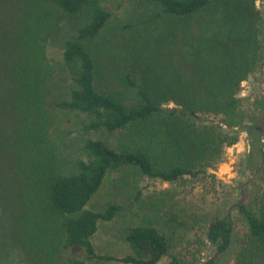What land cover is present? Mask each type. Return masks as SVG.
Returning a JSON list of instances; mask_svg holds the SVG:
<instances>
[{
    "label": "trees",
    "instance_id": "16d2710c",
    "mask_svg": "<svg viewBox=\"0 0 264 264\" xmlns=\"http://www.w3.org/2000/svg\"><path fill=\"white\" fill-rule=\"evenodd\" d=\"M138 1L124 20L112 18L106 0H0V264H157L164 256L167 264H264V188L231 204L240 236L225 209L207 220L215 257L171 252L176 236L150 220L126 228L128 253H96L99 223L122 206L87 204L111 173L214 186L209 169L236 143L235 128H245L246 164L264 179V111L240 95L264 66L257 0ZM79 18L62 50L73 84L54 97L46 47L63 20ZM51 106L86 113L84 128L107 136L86 139L67 174L50 135ZM188 214L170 210L165 221L186 227Z\"/></svg>",
    "mask_w": 264,
    "mask_h": 264
},
{
    "label": "rangeland",
    "instance_id": "374dc122",
    "mask_svg": "<svg viewBox=\"0 0 264 264\" xmlns=\"http://www.w3.org/2000/svg\"><path fill=\"white\" fill-rule=\"evenodd\" d=\"M140 2L138 0H106L105 4L112 11L113 19L118 17L125 20L134 8H139ZM257 7L264 18V0L259 2L257 0ZM83 22L84 20L80 18L63 20L46 47L47 55L56 69L55 80L52 83L54 97H62L72 87L73 82L62 59V50L65 40L72 36ZM240 95L246 98L245 107H250L252 104V107L258 109L261 105L259 109L264 111V66L259 68L254 78L241 83ZM51 109L54 122L50 135L61 155V171L68 173L73 170L76 160L83 157L86 139L91 137L105 139L106 135L104 131H90L84 128L89 120V116L84 112L64 111L57 107ZM233 135L237 136L236 143L225 149L221 161L214 169H209V172L216 176L214 186L206 181V186L203 182H195L183 187V185L169 184L145 177L136 171L109 174L99 191L90 199L87 207L101 209L109 201H115L121 204L122 210L114 219L99 223L98 230L92 239L96 253L114 256L128 253L129 246L124 239L126 228L131 224L150 220L156 222L161 231L166 232L168 236H176V240L174 239L176 247H172L171 252L184 253L188 248V250L197 251L195 253L201 258L217 256L214 246L209 245L205 237L204 227L207 220L225 209L235 224L234 236H240L244 227L231 204L235 203L238 197L245 196L249 202L258 189L264 188V179H254L251 167L249 168L246 164V154L250 149L248 131L245 128H235ZM108 139L112 140V137L108 136ZM263 156H261L260 164L264 162ZM182 207L184 211L190 213L184 218L188 226L174 229L165 221L166 212L178 211ZM230 259L231 253L219 260L226 262ZM168 260L169 257L164 256L157 264H167ZM96 262L97 264H126L101 258H97Z\"/></svg>",
    "mask_w": 264,
    "mask_h": 264
},
{
    "label": "water",
    "instance_id": "95a60500",
    "mask_svg": "<svg viewBox=\"0 0 264 264\" xmlns=\"http://www.w3.org/2000/svg\"><path fill=\"white\" fill-rule=\"evenodd\" d=\"M263 142H264V135H263ZM264 157V156H263ZM263 161V160H262ZM262 166V163L260 164V167ZM256 172H254V174H255ZM253 174V175H254ZM243 187V185L241 186V188Z\"/></svg>",
    "mask_w": 264,
    "mask_h": 264
},
{
    "label": "clouds",
    "instance_id": "9594fccd",
    "mask_svg": "<svg viewBox=\"0 0 264 264\" xmlns=\"http://www.w3.org/2000/svg\"><path fill=\"white\" fill-rule=\"evenodd\" d=\"M258 2H259V0H258Z\"/></svg>",
    "mask_w": 264,
    "mask_h": 264
}]
</instances>
